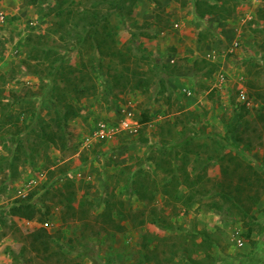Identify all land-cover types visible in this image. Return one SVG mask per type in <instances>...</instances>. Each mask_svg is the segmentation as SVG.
I'll return each mask as SVG.
<instances>
[{
    "label": "rangeland",
    "instance_id": "374dc122",
    "mask_svg": "<svg viewBox=\"0 0 264 264\" xmlns=\"http://www.w3.org/2000/svg\"><path fill=\"white\" fill-rule=\"evenodd\" d=\"M58 1L0 0V92L10 104L4 110L6 119L1 118L0 108V158L6 161L12 154L20 156L16 171L6 162L0 171V264L15 263L19 253L24 255L21 264H139L146 250L142 243L145 234L153 240L148 245L150 251L158 245L161 258L170 264H183V254L191 247L188 237L199 230L212 231L218 238L212 254L219 256L222 252L224 264H239L238 257L243 256L252 260L250 264H262L261 185L245 193L250 198L260 194L254 205L248 202L247 215L243 211L237 215L238 209L223 202L217 190L199 195V201L189 207L178 205L172 231L151 221L135 226L129 219L121 221L125 228L119 229L105 222L102 212L109 206L108 200L117 223L120 210L139 213L146 209L147 215L150 210L159 215L171 213L173 207L165 206L162 192L156 193L152 202L141 200L133 188L126 186V178L130 174L133 180L139 174L142 180L146 179L144 175L149 180L163 178L165 173H159L149 159L162 143L159 132L169 121L179 124L180 130L189 111L195 113V118L187 135H196L194 141L212 144L221 139L226 151L264 172V139L241 150L234 145L245 121L257 127L262 124L258 117L264 111V100L259 97L264 93V19L258 17V11L264 8V0H232L235 11L228 19L198 15V2L213 0H138L131 15L111 13L107 23L117 46L132 57L126 63L132 70L124 71L125 75L133 78L136 70L140 79L150 82L143 89L113 88L108 70L121 73L124 62L105 57L99 65L100 54L89 45L92 40L81 44L82 38L72 34L68 40L53 37L52 45L65 54L64 64L80 68L82 57H97L88 64L98 84L95 95L79 100L81 110L76 117L51 126L65 136L64 142L57 137V144H53L44 141L43 124L56 118L53 111L56 103L64 102L63 95L55 91L53 97L46 96L47 79L43 87V81L22 60L27 54L29 34L49 35L53 20L58 19ZM71 28L73 24L62 25L64 32ZM169 70L173 73L168 74ZM59 83L63 87L62 80ZM241 86L246 89L245 100ZM14 93L19 100L14 99ZM67 96L72 98L71 94ZM245 103L247 109H243ZM145 114L149 121H145ZM124 121L138 126V130L131 125L111 136H101V123L110 128ZM145 137L147 143L142 140ZM207 150H200L203 158ZM221 169L220 162H211L208 174L221 176ZM68 180L74 182L72 205L77 216L63 221L67 189L59 188ZM35 190L33 201L51 208L43 224H48L54 237L52 247L59 251L52 258L25 249L28 233L41 223L9 214L15 200ZM218 200L224 203L222 211L211 208ZM161 209L166 211L162 213ZM238 237L244 245L237 244ZM200 240L197 236L196 243Z\"/></svg>",
    "mask_w": 264,
    "mask_h": 264
},
{
    "label": "trees",
    "instance_id": "16d2710c",
    "mask_svg": "<svg viewBox=\"0 0 264 264\" xmlns=\"http://www.w3.org/2000/svg\"><path fill=\"white\" fill-rule=\"evenodd\" d=\"M137 1L138 0H60L56 6V17H58V19L53 20V26L49 35L38 33L28 35L26 39L27 54L22 61L27 69L39 76L43 81V87L45 86V79H47L46 85L49 89L46 87L45 95L47 94L53 97V92L57 91L63 95L64 100L62 103H56L53 111L56 118H51L49 123L43 124L42 131L43 139H45L44 141L57 144L58 137L61 142H64L65 136L63 132H61L62 130L50 129L51 126L54 123L63 125V123H67L71 118L76 117L81 110L78 104L79 100L95 95L98 90V84L91 76L88 64H92L94 60H97V57L93 54L91 57H88L87 60L82 57V65L80 68L64 64L65 54L59 53L52 45L53 37H57L59 40H68L70 38L68 35L72 34L75 37L82 38L80 41L81 44L88 43L92 40L89 45L93 48L95 47L100 54L98 58L99 65L103 64V58L105 57H117L119 60L121 59V62H124L125 65L123 72L111 73L110 71L112 70H108V74L112 76L113 88L124 86L143 89L150 84L146 79H140L136 70L133 73V78L125 75L126 71L130 73L132 70L129 65H126L132 58L131 54L123 53V49L121 50V48L117 46V41L114 39L113 32L110 31V27H108L107 23L108 16L113 12L118 13L120 17L131 15ZM234 11L235 5L232 3V0H213L212 3L208 1H199L197 6L198 15L201 17L214 14L218 15L221 19H228ZM258 17L264 19V8L259 9ZM68 23L73 24L74 28H71L68 32H64L62 30V25ZM155 60L158 61L159 58H155ZM158 64L156 65L158 66ZM212 71L213 68L208 75H210ZM171 73H173V70L168 71V74ZM3 78L5 79L6 75H3ZM61 80L63 82V87L60 86L61 83H59ZM163 90H165V87ZM1 94L0 92L1 118L4 119L5 117L6 119L4 110L8 109L10 104L6 102V97ZM69 94L72 95L71 99L67 96ZM13 95L15 100L20 99L19 95L15 93ZM259 97L264 100V93ZM245 105L246 103L243 105V109H247ZM145 116V121H149L150 117L147 114H145ZM187 116L189 117L180 130L178 129L179 124L177 125V123H171V121H169L168 126L165 129H161L159 132L162 143L157 146V150H155L149 159H151L152 163L157 167L159 173H165L163 178L149 180L147 175H144L146 179L142 180L140 174L137 175L138 177L135 180H133V175L131 174L126 178L128 180L126 186L129 189L133 188L138 198L141 200L145 199L148 202H152L155 199L156 193L162 192V199L165 202V206L173 207L170 211L171 213L169 214V212H167L164 215H159V213L154 212V210H150L147 215L146 209H141L139 213L120 210V221L117 223L112 215V209L110 208L113 205L107 200V204L110 207L107 206L105 211L102 212L105 222L119 229H124L125 226L120 222L126 219L131 220L135 226L140 227L147 221H151L163 229L172 231L175 229L173 218L180 209L178 205L189 207L191 203L199 201V195L207 196L211 191L217 190V194L223 202L238 209L237 215L242 213L240 211H243L247 215L249 211L248 202L251 201L253 203L252 205H254L259 200L260 194L250 198L246 196L245 193L249 192L255 185H261V187L264 188V172L259 171L254 164L244 160L238 154L226 151V145L221 139L212 144L194 141L196 135H187V129H191L195 113L189 111ZM243 116L244 114L241 115V118ZM258 118L262 123L259 127L251 125L252 123L250 121H245L246 126L239 132L240 135L239 138H237L238 140L234 141V145L239 150L243 149V147L248 148L264 139V111L259 113ZM249 129L252 132H248ZM245 134L247 135L245 136ZM142 140L145 143L148 142V138L146 137ZM202 148L208 149L205 158L201 156L202 153L200 150ZM10 158L11 159L6 161L0 158V171L5 162L7 167H10L14 171L17 170L18 164L16 160L19 161L20 156L12 154ZM211 162H220L222 164L221 176H209L208 168ZM137 172H141V170ZM247 184L249 185L248 191H246ZM73 187L74 182L68 180L66 184L59 188V190L62 188L67 189V202H64L66 211H63L62 214L63 221L77 216L76 209L72 205L75 195ZM36 191L37 190L32 191L27 194V196L15 200L9 208V214L20 219L37 220L41 223L40 226L28 233L27 246H25V249L41 254L45 258H52L58 255L59 251H54L52 247L54 241L53 234L43 225V221L47 220L51 208L48 204H45L43 208L33 201ZM214 196L216 197V194ZM148 202L147 204H149ZM223 202L218 200L212 204L211 208L222 211L224 209ZM165 211V209H161L162 213ZM197 236L202 238L199 244L196 243ZM189 237L188 244L191 245V247H189L187 254H183L185 256V262H182L183 264L225 263V259H223L224 254L220 253V255L218 253L220 258L218 255L212 254V249L215 247L218 239L212 231L199 230L190 238ZM143 239V248L146 250L145 253H141L139 264H145L150 261L154 264H170L169 260L160 257L158 245L151 251L148 249L149 242L153 241L151 238L145 234ZM152 254L153 256H151ZM243 257H238L239 264H248L247 257ZM22 259H24V255L19 253L14 258L15 263L13 264H21ZM262 264H264V262H262Z\"/></svg>",
    "mask_w": 264,
    "mask_h": 264
},
{
    "label": "built area",
    "instance_id": "2783aa9c",
    "mask_svg": "<svg viewBox=\"0 0 264 264\" xmlns=\"http://www.w3.org/2000/svg\"><path fill=\"white\" fill-rule=\"evenodd\" d=\"M242 88H240V92H241V95H242V97L244 98V100L246 99V94H245V92H246V89H245V87L244 86H241ZM188 94H191V91L190 90H187L186 91ZM245 102V101H244ZM101 128H100V132H101V136H103V137H106V136H111V134L112 133H115V132H117V131H120V130H122V129H128V128H130L131 127V125H133L131 122H129V121H124L122 124H120L119 126H113V127H110V128H107V124H102L101 123ZM134 126V131H137L138 130V126H135V125H133ZM46 228H48V224L47 223H45V224H43ZM237 244L239 245V246H242V245H244V240L241 238V237H238V239H237Z\"/></svg>",
    "mask_w": 264,
    "mask_h": 264
},
{
    "label": "crops",
    "instance_id": "0c3cea01",
    "mask_svg": "<svg viewBox=\"0 0 264 264\" xmlns=\"http://www.w3.org/2000/svg\"><path fill=\"white\" fill-rule=\"evenodd\" d=\"M259 206H260V207H264V198L261 200V203H260ZM221 254H222V252H221ZM247 262H248V264H249L250 262H252V260L250 261V260L248 259Z\"/></svg>",
    "mask_w": 264,
    "mask_h": 264
}]
</instances>
